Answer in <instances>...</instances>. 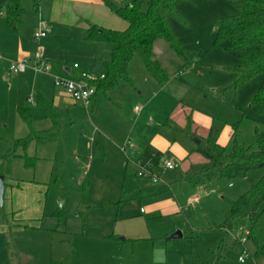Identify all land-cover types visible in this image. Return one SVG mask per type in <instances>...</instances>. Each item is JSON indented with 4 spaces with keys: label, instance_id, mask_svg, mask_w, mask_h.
<instances>
[{
    "label": "rangeland",
    "instance_id": "rangeland-1",
    "mask_svg": "<svg viewBox=\"0 0 264 264\" xmlns=\"http://www.w3.org/2000/svg\"><path fill=\"white\" fill-rule=\"evenodd\" d=\"M141 1L147 9L149 0ZM114 2L123 6L130 0ZM176 10L179 17L170 15L169 20L183 54L161 37L154 44L156 59L169 75L167 83L160 84L136 58L130 66L135 88L122 84L99 95L93 109L90 105L88 111L64 120L69 125L63 126L58 140L49 143L48 160H41L39 168L14 169L18 177L47 182L42 225L66 236L65 251L72 264H155L167 256L172 262L179 252L203 254L212 261L222 240L219 264H241L238 256L244 245L252 255L244 264H264V209L256 227L249 218H239L226 240V232L221 230L231 201L256 184L264 168L205 185L180 181L181 171L204 158L191 150V139L185 135L176 138L174 131L189 117L191 131L206 138L210 123L218 119L225 123L220 135L227 144L232 126L237 124L241 143L254 147L255 130L263 127L256 97L264 73L240 82L236 70L240 60L215 45L221 21L239 12L233 0H183ZM9 127L13 130L15 124ZM129 139L136 145L135 154L125 149ZM167 160L175 162L173 170L164 168ZM149 165L156 174L173 180L170 188L159 192L163 198L144 194L141 188L138 172ZM168 193L182 209L151 214L149 201H162ZM125 198L143 201L137 210L141 216H118ZM179 230L184 231L181 238L175 235ZM246 231L252 235L243 245L239 234ZM20 241V237H12L13 249L26 246L34 264L50 263L43 235L29 233L28 239Z\"/></svg>",
    "mask_w": 264,
    "mask_h": 264
},
{
    "label": "crops",
    "instance_id": "crops-1",
    "mask_svg": "<svg viewBox=\"0 0 264 264\" xmlns=\"http://www.w3.org/2000/svg\"><path fill=\"white\" fill-rule=\"evenodd\" d=\"M42 21L49 32L46 36L37 39L35 33L42 27ZM92 25L118 30L125 28V22L108 8L105 0H42L38 10L34 7L33 0H22V10L15 26H12L6 15L0 12V56L3 57L0 63V155L8 154L13 142L25 137L30 132V127L26 123L28 130L21 125L20 107L32 106L36 109L33 117L35 129L42 131L56 127V134L50 142L41 146L32 144L28 148L30 155L39 156L35 166L27 167L22 159L12 158L9 165L10 172L0 173L5 175L6 182L4 204L0 205V264H34L35 260L31 249L26 246L18 248L14 246L13 249L11 246L12 237H20V242H23L22 240L29 238V233L31 235L39 233L47 240L48 243L44 248L46 253H49V264L54 261L72 264L70 255L65 251L66 236L60 230L43 228L42 225L44 192L47 182L25 176L18 177L14 174V169L24 168L27 172L29 169L39 168L41 160H48L45 155L46 150L49 149L47 148L49 143L58 140L63 126L69 125V123H64V120L79 116L84 109L88 111L90 105L92 109L97 106L99 95L89 106L85 107L83 104L75 102L64 87L54 84L55 77L78 79L84 73L101 76L106 74V62L112 57L114 45L91 38ZM36 54H40L43 60L50 65L48 73L35 72L31 69L19 74L10 71L11 61H31ZM75 64L78 66L76 67ZM12 123L15 124V129L10 130L9 126ZM186 125L187 122L180 130L174 129L175 137L185 135L191 139L194 142L191 150L195 152L197 141L183 131ZM193 127L195 128V126ZM199 135L205 137V135ZM219 142L222 145H227L221 135ZM128 143L134 146L132 154H135L137 152L136 145L131 139L125 145ZM124 146L121 147V150L126 153ZM18 162L22 163L21 167ZM192 164L184 171H187ZM1 168L2 160H0V171ZM148 168L155 173V168L152 165H149ZM173 169H166V171ZM156 175L160 177V181L157 183L143 177L139 178V182L145 191L144 194L162 197L163 195L159 192L170 188L173 180L163 178L160 174ZM229 185L233 187L231 183ZM167 195L168 197L162 201H149L148 206L151 207V214H168L182 209L176 198H173L169 193ZM125 201L127 202L120 205L119 208L118 216L120 218L141 216L137 210L139 204H142V200L125 198ZM176 233L177 238L184 236L182 230ZM223 241L217 246L216 257L212 258L211 256L212 261H209L208 256H203V254L198 256L194 252H179L172 262L167 256L165 261L155 264H219ZM210 250L215 251V249ZM239 263L244 264L246 260L239 261Z\"/></svg>",
    "mask_w": 264,
    "mask_h": 264
},
{
    "label": "trees",
    "instance_id": "trees-1",
    "mask_svg": "<svg viewBox=\"0 0 264 264\" xmlns=\"http://www.w3.org/2000/svg\"><path fill=\"white\" fill-rule=\"evenodd\" d=\"M38 10L42 0H33ZM183 0H149L147 9L141 0H130L121 6L114 0H105L108 8L125 22L124 29H109L92 25L91 38L110 42L114 45L111 59L106 62L107 71L104 76L95 77L91 84L96 92L92 101L101 94L107 95L122 84L133 88L136 82L130 73V66L136 58H140L148 73L160 84L169 80V75L156 59L154 44L158 38L165 39L169 46L183 54V50L171 28L169 16L179 17L176 4ZM239 12L225 18L216 29L215 45L240 60L236 70L240 74V82H245L259 73H264V0H233ZM22 10V0H0V12L8 22L15 26ZM263 115V127L255 130V146H245L240 141L239 125L232 126L229 144L219 142L220 134L225 127L221 120L214 119L206 138L191 131L192 120L188 117L185 131L197 141L195 152L204 161L192 164L187 171H181L179 180L189 181L195 185L227 178L244 177L248 173L264 168V80L256 97ZM35 108L20 107L22 120L30 127L25 137L15 140L10 152L0 155L2 168L0 173L10 172L12 158H20L27 167L36 165L37 155H30L28 148L32 144L41 146L50 142L56 127L49 130H37L33 127ZM264 209V175L248 191L238 199L231 201L225 213V221L221 226L225 240L234 229L235 220L249 218L253 227L258 225L261 210ZM252 235L250 231L249 236ZM224 243V241H223ZM223 245V244H222ZM52 264H62L52 262Z\"/></svg>",
    "mask_w": 264,
    "mask_h": 264
},
{
    "label": "built area",
    "instance_id": "built-area-1",
    "mask_svg": "<svg viewBox=\"0 0 264 264\" xmlns=\"http://www.w3.org/2000/svg\"><path fill=\"white\" fill-rule=\"evenodd\" d=\"M49 30L42 21V27L38 32L35 33V37L40 39L48 34ZM3 57L0 56V63L2 62ZM77 67L78 65L75 64ZM31 69L35 72H45L48 73L50 70V65L45 62L40 54H36L33 60H21V61H11L10 62V71L15 74ZM95 77L89 74H82L78 79H65L61 77H55L54 84L56 86H62L65 88L69 96L75 101L83 104L85 107L89 106L92 102V98L96 92L95 86L91 84V80ZM133 149L134 146L131 143L125 145V149ZM166 169H173L175 167V162L173 160H167L165 162ZM139 177L149 178L152 182L157 183L160 181V177L156 175L151 169L147 167H141V170L138 172ZM250 231L240 234V242L244 245L247 241ZM251 254L248 249L245 247L239 255V261L244 262L247 257Z\"/></svg>",
    "mask_w": 264,
    "mask_h": 264
},
{
    "label": "water",
    "instance_id": "water-1",
    "mask_svg": "<svg viewBox=\"0 0 264 264\" xmlns=\"http://www.w3.org/2000/svg\"><path fill=\"white\" fill-rule=\"evenodd\" d=\"M5 175L0 174V205L2 206L4 204V191H5Z\"/></svg>",
    "mask_w": 264,
    "mask_h": 264
}]
</instances>
